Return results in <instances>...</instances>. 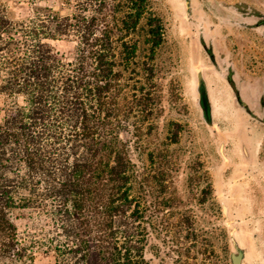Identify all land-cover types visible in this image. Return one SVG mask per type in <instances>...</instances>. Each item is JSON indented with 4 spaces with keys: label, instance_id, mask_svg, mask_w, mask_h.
I'll return each mask as SVG.
<instances>
[{
    "label": "trees",
    "instance_id": "16d2710c",
    "mask_svg": "<svg viewBox=\"0 0 264 264\" xmlns=\"http://www.w3.org/2000/svg\"><path fill=\"white\" fill-rule=\"evenodd\" d=\"M41 1L15 0L32 9L17 18L0 0V264H35L39 248L56 264H150L121 101L127 38L146 18L153 58L161 20L148 0ZM57 40L75 42L72 59ZM18 211L36 226L21 230Z\"/></svg>",
    "mask_w": 264,
    "mask_h": 264
},
{
    "label": "rangeland",
    "instance_id": "374dc122",
    "mask_svg": "<svg viewBox=\"0 0 264 264\" xmlns=\"http://www.w3.org/2000/svg\"><path fill=\"white\" fill-rule=\"evenodd\" d=\"M5 1L17 18L32 14L28 3ZM62 1L41 4L70 12ZM250 1L148 0L161 20L162 43L150 58L146 18L127 38L138 48L123 72L121 118L133 163L132 192L144 215V256L150 264H232L230 229L244 250L242 264H264V150L260 158L246 153L250 116L232 106L214 75L219 68L225 71L222 51L216 53L215 47L224 50L234 34H245ZM228 38L231 43L226 44ZM54 45L65 58H73L74 41ZM201 66L216 126L204 122L197 104L196 69ZM221 105L228 107L227 113ZM16 216L21 230L36 226V214L18 211ZM35 264H56L55 253L37 249Z\"/></svg>",
    "mask_w": 264,
    "mask_h": 264
},
{
    "label": "crops",
    "instance_id": "0c3cea01",
    "mask_svg": "<svg viewBox=\"0 0 264 264\" xmlns=\"http://www.w3.org/2000/svg\"><path fill=\"white\" fill-rule=\"evenodd\" d=\"M249 21L252 23L256 21V18L251 17ZM245 30L247 32L245 31V34L241 35H244L242 37L246 38V42L239 43L238 46L232 43L229 47L224 44L226 46L224 50L215 47V52L222 51L223 58H221V61L230 65L234 70L233 78L240 91V96L256 111L258 100L261 94H264V25L248 27ZM214 75L219 81V87H223L222 92L230 97L229 101L232 106L236 107V104L239 105L235 92L226 77L219 71ZM210 100L212 103L211 97ZM212 106L214 111L213 103ZM220 109L223 113L228 112V107L225 105H221ZM244 112L246 111L244 110ZM246 113L250 116L248 112ZM249 118L250 140L248 143L250 144V149L248 150L247 148L246 153L250 157L260 158V154L264 150V124L251 116Z\"/></svg>",
    "mask_w": 264,
    "mask_h": 264
},
{
    "label": "flooded vegetation",
    "instance_id": "af4514ba",
    "mask_svg": "<svg viewBox=\"0 0 264 264\" xmlns=\"http://www.w3.org/2000/svg\"><path fill=\"white\" fill-rule=\"evenodd\" d=\"M247 15L249 18H251V17L256 18V21H254L252 23L251 22H249V23L245 22V23H243V25L249 24V27L264 25V0L263 1H260V0H253L252 1L251 0L250 1V10H247ZM231 38H232L233 43H236L237 46L239 45V43L242 44V43L247 41L246 38L242 37L241 34H234V36H232ZM234 39H236V40H234ZM227 41L230 43L229 38L227 39ZM207 52H208L211 60L218 65L212 49L208 48ZM221 63L225 67V71H222V68H219V72H221L226 77V80L232 86V88L235 92L238 104L246 112H248L253 119L258 120L259 122L264 124V94H261V96L258 100L257 109H256V111H254L249 106V104L240 96V91H239V89H238V87L234 81V78H233L234 70L232 69V67L230 65L222 62V61H221Z\"/></svg>",
    "mask_w": 264,
    "mask_h": 264
},
{
    "label": "water",
    "instance_id": "95a60500",
    "mask_svg": "<svg viewBox=\"0 0 264 264\" xmlns=\"http://www.w3.org/2000/svg\"><path fill=\"white\" fill-rule=\"evenodd\" d=\"M204 68L201 66L196 69V91L198 93L197 104L201 109V117L206 122V124L210 126H216L213 121V106L210 100L209 92H208V84L206 78L204 76ZM222 210L225 214L228 212V206L226 204H222ZM230 240L235 248V251H232L230 254L231 263L232 264H242V259L244 257V250L239 246L235 235L234 229H230Z\"/></svg>",
    "mask_w": 264,
    "mask_h": 264
}]
</instances>
